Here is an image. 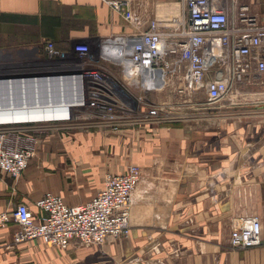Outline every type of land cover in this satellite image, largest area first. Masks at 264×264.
<instances>
[{
  "label": "crops",
  "instance_id": "obj_1",
  "mask_svg": "<svg viewBox=\"0 0 264 264\" xmlns=\"http://www.w3.org/2000/svg\"><path fill=\"white\" fill-rule=\"evenodd\" d=\"M239 2L264 25V0ZM229 18L238 20L236 9ZM130 32L101 0H0V49L46 40L67 49ZM253 89L264 91V84L238 85L240 105L135 133L60 130L54 141L45 135L17 181L0 169V212L24 203L40 217L36 203L47 193L82 207L104 190L107 173L123 174L132 163L142 177L130 235L61 249L40 240L17 243L19 227L11 223L0 229V264H264V92L256 97ZM241 216L260 217V246L232 248V225Z\"/></svg>",
  "mask_w": 264,
  "mask_h": 264
},
{
  "label": "built area",
  "instance_id": "obj_2",
  "mask_svg": "<svg viewBox=\"0 0 264 264\" xmlns=\"http://www.w3.org/2000/svg\"><path fill=\"white\" fill-rule=\"evenodd\" d=\"M101 1L131 29L107 39L96 53L98 60L120 70V81L116 77L118 82L94 84L87 92L81 88L83 105L70 109V123L87 122L111 131L170 123L179 120L177 113L190 117L240 105L245 98L236 92L238 85L264 84V25L249 5L239 0H181L160 6L151 16L141 11L137 0ZM231 9L237 11L236 22L230 21ZM89 50V45L76 48L82 55ZM32 158L24 153L0 156V168L18 179ZM141 177L140 167L133 164L123 174L107 173L104 190L82 207H70L61 196L47 193L36 203L40 217L20 203L0 212V229L15 223L17 243L40 240L61 249L75 240L83 246H103L110 238H127ZM262 234L260 217L241 216L232 225L230 243L234 249L258 247Z\"/></svg>",
  "mask_w": 264,
  "mask_h": 264
},
{
  "label": "bare ground",
  "instance_id": "obj_3",
  "mask_svg": "<svg viewBox=\"0 0 264 264\" xmlns=\"http://www.w3.org/2000/svg\"><path fill=\"white\" fill-rule=\"evenodd\" d=\"M27 53L11 49L3 55L0 51V148L6 136L12 134L42 136L55 131L58 125L69 122L70 109L83 105L82 89L73 88L79 76H69L75 68H66L51 60L43 62ZM67 82L71 85V92L65 93V102L58 103L57 88ZM84 152L89 151L84 149ZM19 153L34 157L27 151L0 149V156Z\"/></svg>",
  "mask_w": 264,
  "mask_h": 264
},
{
  "label": "rangeland",
  "instance_id": "obj_4",
  "mask_svg": "<svg viewBox=\"0 0 264 264\" xmlns=\"http://www.w3.org/2000/svg\"><path fill=\"white\" fill-rule=\"evenodd\" d=\"M181 0H177V2H180ZM137 3L141 6V11H146L151 16H154L156 13V9H158L160 6L164 4H168L169 0H137ZM105 42V41H104ZM104 42L96 41L93 43H80L76 44L75 47L72 46L71 48H61L57 45L54 41L46 40L43 41L41 44H36L34 46H22V47H14L18 51L28 52L27 55H31L33 57L37 56V58L43 62L47 60H51L55 64H62L66 68L73 67L75 68L73 73H69L70 75H77L79 76L77 78V85H74L73 88L77 90L84 89L85 92L90 90V87H93L94 84H103V82L107 83L111 80L119 79L120 81V70L115 67L112 63L106 62L104 60H98L97 54L99 52V47L103 45ZM78 45H89L90 50L85 54L82 55L76 51V48ZM37 47V48H36ZM14 48H1V54H6V51H9ZM38 49V50H37ZM95 72H100V77L103 78V81L98 80V76ZM58 75V74H56ZM56 75H52L56 76ZM62 75V74H59ZM65 75V74H64ZM117 81V80H116ZM118 82V81H117ZM67 82L65 84H61L57 90H58V97L56 98V101L59 103V101H63L65 99L64 95L65 93L71 92V85ZM253 91H256L257 95L256 97L260 96L262 94V89H253ZM87 94V93H86ZM138 94V93H137ZM205 97L204 95L200 96ZM257 101V100H256ZM260 101V99H258ZM65 102V100H64ZM90 111L84 110L83 113H89ZM205 113H208V111H204ZM186 113L181 112L177 113L175 118L176 119H185ZM67 124V125H65ZM64 125H58V128L55 131L49 132L45 135H50V139L54 141V139L59 134V131L61 130V133H71V132H81L85 134H89L96 130H103L108 131L107 128H96V127H90L88 126L87 122L79 123L75 122L73 123H65ZM70 124V125H69ZM66 126V127H65ZM141 130V125H134V126H126L124 128H121L117 131H111L112 133H120L123 131H130L131 133H135ZM14 135V136H13ZM45 135H37L35 133H25V134H12L9 137L6 136V139L2 142L1 145L2 148L5 151H27L36 156V149L38 142L45 137ZM132 164V163H131ZM135 165V164H133ZM9 174V173H8ZM13 177V176H12ZM14 178V177H13ZM15 179V178H14ZM19 179V178H18ZM18 179H15L16 181Z\"/></svg>",
  "mask_w": 264,
  "mask_h": 264
}]
</instances>
